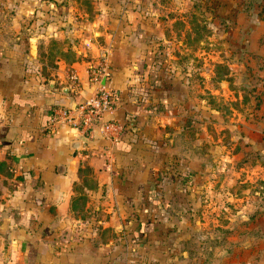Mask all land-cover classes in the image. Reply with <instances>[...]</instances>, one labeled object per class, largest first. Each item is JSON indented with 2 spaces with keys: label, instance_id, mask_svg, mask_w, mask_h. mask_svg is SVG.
<instances>
[{
  "label": "crops",
  "instance_id": "obj_1",
  "mask_svg": "<svg viewBox=\"0 0 264 264\" xmlns=\"http://www.w3.org/2000/svg\"><path fill=\"white\" fill-rule=\"evenodd\" d=\"M9 1L13 9L0 5V264H203L202 247L183 246L203 220L201 189L157 178L187 175L189 155L203 153L184 132L188 79L171 70L163 87H145L142 57L129 53L173 43L164 34L181 7L89 0L90 20L80 1L63 10L60 0ZM102 48L115 95L107 117L124 127L112 143L47 123L51 107L90 95Z\"/></svg>",
  "mask_w": 264,
  "mask_h": 264
},
{
  "label": "rangeland",
  "instance_id": "obj_2",
  "mask_svg": "<svg viewBox=\"0 0 264 264\" xmlns=\"http://www.w3.org/2000/svg\"><path fill=\"white\" fill-rule=\"evenodd\" d=\"M2 1L1 8L13 9ZM74 1L93 17L89 0ZM58 5L69 7L67 0ZM172 6L182 11L164 34L173 43L130 47L129 53L142 57L145 87L155 80L163 87L166 71L186 75L184 132L198 138L189 148L198 145L203 153L189 155L187 175L176 169L157 178L182 177L201 189L203 220L183 246L202 247L196 255L203 264H264V0H172Z\"/></svg>",
  "mask_w": 264,
  "mask_h": 264
},
{
  "label": "built area",
  "instance_id": "obj_3",
  "mask_svg": "<svg viewBox=\"0 0 264 264\" xmlns=\"http://www.w3.org/2000/svg\"><path fill=\"white\" fill-rule=\"evenodd\" d=\"M108 67V50L102 48L98 54L97 64L89 67L88 80L92 86L90 95L73 106L51 107L48 126L69 125L81 137H87L93 130H97L101 138L111 143L117 141L124 127L121 122L107 117L113 109L115 100L112 90L104 84L109 73ZM69 78L71 83H75V76L71 75Z\"/></svg>",
  "mask_w": 264,
  "mask_h": 264
},
{
  "label": "water",
  "instance_id": "obj_4",
  "mask_svg": "<svg viewBox=\"0 0 264 264\" xmlns=\"http://www.w3.org/2000/svg\"><path fill=\"white\" fill-rule=\"evenodd\" d=\"M76 145H77V142H76ZM77 147V146H76ZM73 148H75V147H73Z\"/></svg>",
  "mask_w": 264,
  "mask_h": 264
}]
</instances>
